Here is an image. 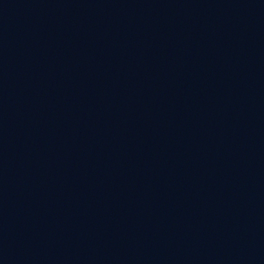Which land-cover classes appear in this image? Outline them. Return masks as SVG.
Masks as SVG:
<instances>
[{
	"label": "water",
	"instance_id": "1",
	"mask_svg": "<svg viewBox=\"0 0 264 264\" xmlns=\"http://www.w3.org/2000/svg\"><path fill=\"white\" fill-rule=\"evenodd\" d=\"M0 264H264V65L0 120Z\"/></svg>",
	"mask_w": 264,
	"mask_h": 264
}]
</instances>
